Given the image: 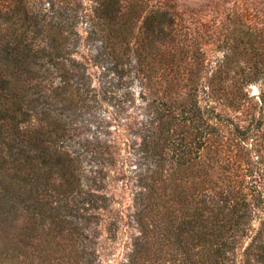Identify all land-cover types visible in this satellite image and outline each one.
Segmentation results:
<instances>
[{"label": "trees", "instance_id": "16d2710c", "mask_svg": "<svg viewBox=\"0 0 264 264\" xmlns=\"http://www.w3.org/2000/svg\"><path fill=\"white\" fill-rule=\"evenodd\" d=\"M123 228L119 264H264V0H0V264Z\"/></svg>", "mask_w": 264, "mask_h": 264}, {"label": "rangeland", "instance_id": "374dc122", "mask_svg": "<svg viewBox=\"0 0 264 264\" xmlns=\"http://www.w3.org/2000/svg\"><path fill=\"white\" fill-rule=\"evenodd\" d=\"M113 74L106 76L103 69L95 68V85H103ZM133 89L136 90L137 96L140 92V85L136 81ZM259 86H253L252 92L259 93ZM91 125L103 124L110 125L113 135L117 132V125L122 122V114H120L118 108L111 103L106 101H93L91 105L90 112L88 114ZM110 138H117L120 142L121 155H127V146L123 141L126 136H105ZM119 168H122V162H120ZM110 191L115 194L117 197L118 203L115 204L117 209L124 208L126 211L131 209V196L130 191L123 185L122 180L112 181L110 185ZM135 228H123L119 231L118 237L112 239L108 237L107 233L104 231L99 245L100 252V262L99 264H119L125 254L126 246L130 240V235L132 232H135Z\"/></svg>", "mask_w": 264, "mask_h": 264}]
</instances>
